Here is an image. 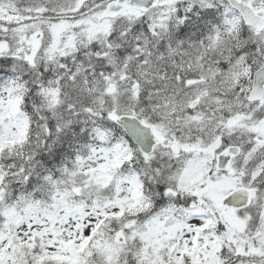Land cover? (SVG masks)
<instances>
[{
	"label": "snow or ice",
	"instance_id": "1",
	"mask_svg": "<svg viewBox=\"0 0 264 264\" xmlns=\"http://www.w3.org/2000/svg\"><path fill=\"white\" fill-rule=\"evenodd\" d=\"M0 264H264V0H0Z\"/></svg>",
	"mask_w": 264,
	"mask_h": 264
}]
</instances>
